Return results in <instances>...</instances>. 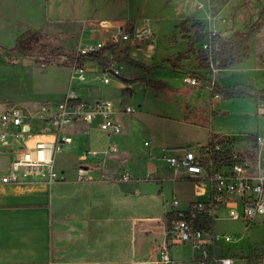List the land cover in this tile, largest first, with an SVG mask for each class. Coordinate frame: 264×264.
<instances>
[{
  "label": "crops",
  "instance_id": "crops-1",
  "mask_svg": "<svg viewBox=\"0 0 264 264\" xmlns=\"http://www.w3.org/2000/svg\"><path fill=\"white\" fill-rule=\"evenodd\" d=\"M8 3L9 10L0 15V26L7 20L11 21L10 26L16 30L11 35L14 41L20 32L34 26L51 35H60V38H66L68 34L77 35L81 49L101 43L112 28L126 26V20L133 12L132 0H9ZM123 11L126 15L121 16ZM43 14L47 17L44 28L40 22ZM160 20L164 21V18ZM22 24L28 25L23 28ZM254 56V66H248V61L229 69H216L211 75L220 88L238 83L264 88V67L259 65L262 60L264 63V42L262 49L258 50L257 47ZM120 65L128 69L126 63ZM83 67L84 80L87 68L96 67L101 70L97 63L91 61H87ZM51 71L52 66L49 69ZM41 74L47 76L48 72ZM105 74L111 77L108 73ZM159 80L166 82L168 87L158 84V88H172L173 79L171 81L167 77L152 81ZM76 84L75 88L80 90V83ZM205 87L209 90L206 85ZM146 89L155 92L157 88L145 85ZM69 93L86 102L104 100L91 101L84 96L82 89L79 93L72 91V85L62 100ZM112 102L119 109L125 106ZM47 103L50 102L38 104L35 112L26 113L15 104H8L2 110L3 112L7 106H16L33 119L31 122L26 119L32 130L20 138L14 134L19 130L18 127L3 128L0 124V133H7V142L0 140V264H172L170 257L180 264H194L198 253L189 244L174 243L170 239L165 215L172 210L166 211L164 217L145 214L141 191L138 188L133 192L127 189V186H133L139 180L123 165L120 169L111 167L110 162L114 158L108 160V157L114 153L107 155L105 152L114 143L111 141L107 144L104 151L79 147V140L83 137L87 139L89 129L98 127L97 120L92 123H78L77 128L68 127L69 125L65 128V132L73 138L69 148L74 151L71 162L73 168H58V159L55 158L58 172L56 182L49 183L35 178L22 179L19 182L2 180L10 172V162L14 156L35 148L40 141L54 140V133L44 131L42 127L45 122L39 118ZM262 104L264 100L251 95L215 99L207 122L189 120L190 123L209 128V138L206 141L196 140L197 146L209 142L214 136L235 138L258 133L264 128L262 118L257 114ZM176 110V115H184L179 107ZM135 112L148 113L143 110ZM120 113L126 112L115 114V119L122 125L123 131L127 124ZM131 119L130 121L140 123L138 119ZM113 135L116 133L109 134V138ZM15 140H23L26 145L18 146ZM30 140L35 143L30 144ZM146 142L149 141H145V145ZM117 148L119 151L118 146ZM94 151L97 155L92 154ZM124 156L127 158V155ZM81 170L85 171L83 177ZM193 186L196 198L206 195V199L195 200L208 199L207 192L198 191L196 185ZM192 201H185L187 203L178 208H186ZM175 245H189L191 256H188V251L185 253L182 250V254L177 255Z\"/></svg>",
  "mask_w": 264,
  "mask_h": 264
},
{
  "label": "rangeland",
  "instance_id": "rangeland-1",
  "mask_svg": "<svg viewBox=\"0 0 264 264\" xmlns=\"http://www.w3.org/2000/svg\"><path fill=\"white\" fill-rule=\"evenodd\" d=\"M8 2L9 0H0V15L9 10ZM131 6L133 12L126 20V26L134 29L149 24L155 33L154 49L146 43L116 42L117 28L107 32V38L101 44H115L118 54L130 55L148 64L151 66L149 71H143L132 64H126L128 68L126 69L118 64L115 67L128 79L123 80L122 77L113 74L110 81L105 83L102 76L107 72L96 67L87 68L85 70L87 80H82L80 70L68 60L53 61L52 71L49 72L51 66H45L41 60L23 57L17 64H12L4 56H0V114L8 104L22 107L26 113L35 112L38 104L62 100L70 85L72 91L77 93L82 89L84 96L91 101L107 99L120 105H130L135 111L148 112L120 113L127 125L121 133H116L110 138L106 130L91 127L87 132V139L83 137L79 140V147L104 151L111 141L116 144L119 151L108 157V160L114 158V162H110L111 167L120 169L123 165L130 169L132 176L139 180V183L127 186V189L133 192L138 188L141 191L145 214L164 217L166 211L173 209L171 202L174 199H179L180 208L189 201L206 199V195L203 198H196L194 181L187 178L175 180L172 178L173 169L163 159V155H173L183 147L197 151L196 140L206 141L210 135L209 128L190 123L189 120L207 122L212 113L210 107L213 101L218 99L210 95L203 78L200 85L195 87L184 82L183 73L200 71L202 76L206 77L211 71L200 68L196 55L187 51L189 39L185 38L179 25L190 18L189 26L195 22H202L205 24L206 32H220L223 36H229L236 29L247 30L255 22H261L259 31L251 38L255 55L257 47L258 50L262 49L264 42V0H132ZM121 13V16L126 15L124 11ZM162 18L164 21L160 20ZM40 22L44 28L47 22L44 14ZM10 23L11 21L7 20L0 26V43L8 46L13 44L14 39L11 35L16 32ZM26 25L28 24H22V27ZM60 42L69 48L81 50L77 35L68 34L66 38H60ZM208 43L209 37L196 44L195 48L196 50L206 48ZM254 55L242 63L249 61L247 65L254 66L256 57ZM262 61L259 65L264 67ZM47 72V76L41 74ZM167 77L171 81L174 80L172 88H155V92L145 90V78L157 80ZM78 82L81 85L80 90L75 88ZM121 100L123 103H119ZM178 107L183 111V116L176 115ZM131 118L138 119L140 123L130 121ZM261 122L264 124V118ZM71 126L77 128L76 124L68 127ZM259 132L264 134V128ZM235 138L237 139L235 147L242 150L250 161H256L258 154L247 136ZM145 141H149L151 145H145ZM15 142L18 146L26 145L23 140ZM29 143L34 144L35 141L30 140ZM73 152L69 149L58 152L55 156L58 159L57 167L73 168L71 166ZM124 155H127V158H124ZM215 223L218 233H231L233 236L231 242L219 240L217 245L219 255L226 253L234 258L233 264H246V257L258 254L260 259L256 260V264H264V215H259L254 221L248 222L243 219H232L223 211ZM126 230L129 235V226ZM129 242L128 237V244ZM174 249L177 255L182 254L180 253L182 250L185 253L188 251V256H191L189 245H175Z\"/></svg>",
  "mask_w": 264,
  "mask_h": 264
},
{
  "label": "built area",
  "instance_id": "built-area-1",
  "mask_svg": "<svg viewBox=\"0 0 264 264\" xmlns=\"http://www.w3.org/2000/svg\"><path fill=\"white\" fill-rule=\"evenodd\" d=\"M116 42L146 43L152 49L155 33L149 24L142 28H128L123 25L117 29ZM103 45H88L81 52H90ZM211 65V74L216 71ZM84 78V67L79 68ZM119 72V70H116ZM109 75H113L109 71ZM203 77L200 74L186 72L183 79L189 86H199L201 79L216 98L229 97L218 86L213 75ZM103 80L108 83L110 76L103 75ZM131 113L135 109L125 105L119 109L110 100L86 102L69 93L67 97L56 104L47 103L39 115L44 120V131L54 133L53 141H40L35 148L27 149L13 157L10 162V172L4 175V182H19L22 179L35 178L46 180L49 183L58 180L55 167V156L58 152L69 149L73 138L65 132L71 124L92 123L97 120L98 127L109 134L120 133L122 125L116 121L118 112ZM258 116L264 118V104L260 105ZM31 116H27L22 109L16 106H7L0 114V124L3 128L18 127L14 132L17 137H22L32 130ZM27 127V129H26ZM253 144L254 151L258 154L256 161L252 162L242 150L236 146L237 140L231 136L212 137L207 143L198 145L197 151L190 147H183L173 155H163V159L173 169L174 179L187 178L194 181L196 189L207 192V200H194L186 208L179 209V199L171 203V212L174 218L171 221L169 236L172 242L189 244L198 255L194 264H233L234 258L228 255H219L217 245L219 240L231 242V233H218L216 219L225 211L232 219L254 221L259 215H264V134L247 135ZM0 140L7 142V133H0ZM150 145L149 142H146ZM118 151L115 144H110L106 154ZM97 155V152H92ZM81 170V176H85ZM166 220V218H165ZM250 224V223H248ZM172 264H180L171 260Z\"/></svg>",
  "mask_w": 264,
  "mask_h": 264
},
{
  "label": "trees",
  "instance_id": "trees-1",
  "mask_svg": "<svg viewBox=\"0 0 264 264\" xmlns=\"http://www.w3.org/2000/svg\"><path fill=\"white\" fill-rule=\"evenodd\" d=\"M189 22L190 18L185 19L179 27L184 32L185 38L189 39L187 51L196 55L200 63L199 67L203 70H209L211 65L220 70L229 69L251 58L253 52L251 38L259 31L262 24L257 21L247 30L236 29L230 36H223L220 32H206L205 24L202 22H195L192 26H189ZM60 37V35L53 36L31 26L16 36L13 45L7 46L0 43V56H4L12 64H17L21 58L26 57L37 61L41 60L45 66H51L53 61L57 59H64L74 63L77 69L82 68L87 61H91L97 63L103 72H108L111 69L119 70L115 66L122 63L135 65L146 72L151 69V66L132 58L130 55L121 56L118 54L115 50V44L107 43L97 50L81 52L63 45L60 42ZM208 37V46L196 50L195 45ZM194 73L203 75L200 71ZM119 75L124 77L120 70ZM144 82L147 86L154 88H158V84L168 87L166 82L160 80L153 82L145 78ZM221 90L227 96L251 95L264 100V88L258 89L252 85L238 83L221 88ZM235 140L237 139L235 138ZM165 218L169 232L171 221L174 218L173 212H168ZM257 259H260V256L252 254L246 257V264H256Z\"/></svg>",
  "mask_w": 264,
  "mask_h": 264
},
{
  "label": "water",
  "instance_id": "water-1",
  "mask_svg": "<svg viewBox=\"0 0 264 264\" xmlns=\"http://www.w3.org/2000/svg\"><path fill=\"white\" fill-rule=\"evenodd\" d=\"M109 72L120 77L119 72H117L116 70L111 69V70H109ZM122 79L127 80V77L124 76V77H122ZM26 129H27V127H26Z\"/></svg>",
  "mask_w": 264,
  "mask_h": 264
},
{
  "label": "bare ground",
  "instance_id": "bare-ground-1",
  "mask_svg": "<svg viewBox=\"0 0 264 264\" xmlns=\"http://www.w3.org/2000/svg\"><path fill=\"white\" fill-rule=\"evenodd\" d=\"M84 80V78H82Z\"/></svg>",
  "mask_w": 264,
  "mask_h": 264
}]
</instances>
